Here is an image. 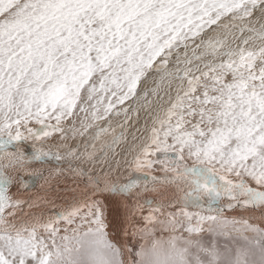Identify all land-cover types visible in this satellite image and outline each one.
<instances>
[{"label": "snow or ice", "instance_id": "obj_1", "mask_svg": "<svg viewBox=\"0 0 264 264\" xmlns=\"http://www.w3.org/2000/svg\"><path fill=\"white\" fill-rule=\"evenodd\" d=\"M127 100L151 117L125 150L135 153L128 177L69 164L86 181L81 198L29 215L36 202L19 193L47 182L50 161L94 166L115 154L129 109H113ZM122 113L116 134L111 117ZM79 114L70 130L94 129L86 150L46 149ZM106 199L126 212L122 242ZM168 208L177 211L158 219ZM253 219L264 220V0H0V264H264ZM157 224L169 235L157 237Z\"/></svg>", "mask_w": 264, "mask_h": 264}, {"label": "bare ground", "instance_id": "obj_2", "mask_svg": "<svg viewBox=\"0 0 264 264\" xmlns=\"http://www.w3.org/2000/svg\"><path fill=\"white\" fill-rule=\"evenodd\" d=\"M141 88H143V87H141ZM131 120H133V119H131ZM139 123H141V121L138 122V124ZM131 125H132V122H131ZM89 132H90V130H89ZM85 136H84V138H86ZM77 137H79V136H77ZM89 137L85 141L88 140V143L90 144L91 141H90ZM84 138H83V140H84ZM54 141H55L54 142L55 144L59 145L58 149L60 151L56 150V149H51V150L53 152L59 151L62 156L64 155V153H66L70 149H74V146L80 152H84L86 150V149L84 150L85 145L83 143H81L82 139L79 141V143L77 145H76V143H74L73 139L69 140V141H66L67 144H64L63 141H61V142H58L56 140H54ZM101 143H102V141H98L96 143L97 144L96 145L97 149L100 148L99 145H101ZM61 145H66V146L62 147ZM87 151L91 152L92 148L88 147ZM123 155L124 154L121 152L120 153L121 160L119 162V165L117 167L113 168V169H115V171L112 172V178L113 179L119 177L121 180H124L129 175L130 169L127 166V161L131 160L132 154H128V155H125V156H123ZM122 156H123V158H122ZM115 157L118 158V156H115ZM109 160H110V163H111V159H109ZM109 160H108V162H109ZM55 162H56L55 166L51 165L50 162L47 165L44 166V168H45V176L48 177L47 182H45V181L37 182L34 187H30V189H28V190H22L19 193V198L20 199L27 201V200H29V198H31L32 200H34L36 202L35 206L30 208V209L25 207V211H27L29 213V215L34 213V214H37V215H39L41 217H46L47 215H49V213H44V212H47V210H49V212L51 211V213L54 214V213L58 212L60 209H62L63 207H67L68 203L73 198L79 199L84 194V190H85V187H86V181L80 179L76 175V173L70 171L69 170V164H71L73 166H82V167H84L86 169H90L89 168L90 167L89 164H82V163H80L81 162L80 160H77V159H75L73 157H66L65 160H63V161H60V162L55 161ZM32 167L39 168V167H41V165L34 164V165H32ZM47 168H60V169H62V171H60L59 173L52 172L50 174L47 171ZM107 168L108 167H103L102 169L106 170ZM102 169H100V171ZM70 185H74V186L71 187ZM73 190H75V191H73ZM12 191L15 193L16 189H13ZM88 191L90 192L91 190L88 189ZM149 195H153V197L155 198V194H149ZM105 203L109 205V207H108V221H109V224L111 225V227H115V232L119 231V233H117V235L115 236V239L117 238L120 241V239H121L120 233H121L122 227L124 225L123 224L122 227H121V221L125 220L126 212H125V210L123 208H117L115 206V201L113 199H106ZM129 203H134V202L133 201H129ZM143 209H146L147 211H150V209L148 207H146V206ZM169 209L170 208H168V210L167 209H163L164 213H165V211H169ZM174 209H175L174 212L177 211L176 208H174ZM189 211H195V210L194 209H189ZM41 213H42V215H40ZM224 214L227 217H232V216H236V217L256 216V217H259L261 215V212L259 210L253 211V210H250V209L249 210H245V211H241L239 209L234 210V211H229L228 209H225ZM251 221L264 225V220H261V219H253Z\"/></svg>", "mask_w": 264, "mask_h": 264}, {"label": "rangeland", "instance_id": "obj_3", "mask_svg": "<svg viewBox=\"0 0 264 264\" xmlns=\"http://www.w3.org/2000/svg\"><path fill=\"white\" fill-rule=\"evenodd\" d=\"M229 43H231V38H229ZM180 51H181V53H183V51H184V49L183 48H181L180 49ZM189 55H191V50L189 49ZM194 63H196V62H194ZM145 85V86H144ZM153 86V81H149L148 83H146V84H143L142 83V85H141V87H143V88H141V91H143V89L145 88V87H152ZM162 95H163V93H161ZM172 97H173V99L175 98V91L173 90L172 91ZM150 98L151 99H153V101H154V103H153V105H152V107L153 108H155V107H157L159 104H164V106L165 107H167L168 106V104H167V96H165V99H164V101H158V100H156V98H154V97H151L150 96ZM141 103H143L142 101H141ZM131 107V108H130ZM123 108H128L129 109V111L130 112H128V117H127V119H128V125H127V128H128V131H127V133H126V140H123V141H121V145L119 144L118 146H117V148H116V153L115 154H113L112 152H109V154H108V159H106V160H104V161H102V162H99V163H97L96 165H91V164H89V168L90 169H92L93 170V172H99L100 171V169H102L103 167H108V165H109V163H110V160L109 159H111V166H112V168H115V167H117L118 165H119V162H120V160H121V156H120V153L122 152L124 155L123 156H125V155H128V154H132V156L135 154L134 152H126L125 150L126 149H128L129 148V146L132 144V143H138V141H133V134H135L136 136H142V135H147V133L145 132V128L146 127H150L151 126V117H149V116H147L146 115V112H145V110L143 109V108H140L139 107V105L138 104H136V103H134V100H127V101H125V103L123 104V105H120V104H117L116 105V107L113 109V111L115 112V111H120L121 109H123ZM136 108H139V112H138V114L135 112V111H133V109H136ZM82 116H83V114H79V115H77V116H74V117H72V118H69L67 121H65L64 122V128H65V133H66V135H65V138L63 139V140H61L60 139V137H61V134L60 133H54L53 134V137L52 138H50V140L44 145V147L46 148V149H56V150H59L58 149V147H59V145L58 144H55L54 142V140H56V141H58V142H61V141H63L64 142V144H67V142L66 141H69V140H74V143H76V145L79 143V141L82 139V141H81V143H83L85 146L86 145H88L89 143H88V140L87 141H85L89 136H90V134H91V132L94 130V129H90V132H88V133H86L84 136L86 137V138H84V136H80L79 134H77L76 136H73V134H72V132H71V128L73 127V126H75V127H77V128H79L80 127V120H81V118H82ZM139 116V117H138ZM141 118V119H140ZM126 119V117L123 115V113L120 115V116H112L111 117V121H112V126H113V128H115L116 129V134H118L120 131H121V129L118 127V125L119 124H121V123H123L124 122V120ZM131 119H133V120H131ZM141 121V123H139L138 124V122H140ZM73 121H75V125H73ZM137 121V122H136ZM131 122H132V125H131ZM146 122H147V124H146ZM52 123H55V121H53ZM98 123H101V126H103V123L104 122H98ZM137 126V127H136ZM137 129H139V132H137L136 130ZM68 135V136H67ZM70 135V136H69ZM72 136V137H71ZM77 136H79V137H77ZM83 138H84V140H83ZM106 138V139H105ZM105 140H107V141H110L111 140V135H108L107 137L106 136H104V137H102L101 138V141L103 142V141H105ZM53 141V142H52ZM98 142V141H97ZM96 142V143H97ZM97 145V144H96ZM121 146V147H120ZM90 147V146H89ZM99 147H100V145H99ZM123 147V148H122ZM88 148V147H87ZM74 149H76L75 148V146H74ZM84 150H85V148H84ZM60 151V150H59ZM112 153V154H111ZM97 155H99V152H97ZM111 155V156H110ZM115 156H118V158L117 157H115ZM123 156H122V158H123ZM74 158V157H73ZM114 158V159H113ZM108 160H109V162H108ZM113 161V162H112ZM50 163H51V165H53V166H55V161L53 160V161H50ZM81 163V162H80ZM159 174V173H158ZM71 187H73L74 185H70ZM168 210V209H167ZM174 208H170L169 209V211H171V212H174ZM163 211V210H162ZM169 211H165V213H164V215H160L159 213H156V215H157V217H158V219H166L167 218V212H169ZM148 212L149 211H147L146 209H142V213H141V215L140 216H138V217H136V218H134V220H133V223H134V225H138V226H140V227H143L144 226V221L142 220V216L143 215H147L148 214ZM164 212V211H163ZM44 213H49V215H47L46 217H48V216H51V215H53V213H51V211L49 212V210H47V212H44ZM40 215H42V213L40 214ZM163 216V217H162ZM125 220H123V221H121V227H122V225H123V227L125 226V222H124ZM251 223H254V224H259V226L260 227H264V225H262V224H260V223H256V222H253V221H250ZM77 223H79V220H77ZM60 227H61V229H63L64 227H69V228H71V227H74V225H71V226H69V225H65L64 223H63V221H61L60 222ZM122 227V228H123ZM156 229H157V231H156V233H155V235L158 237V236H161V235H163V236H168L169 235V233L168 232H162L161 230H160V228H161V226L159 225V224H157L156 226ZM205 227H207V225H205ZM131 228L129 229V232H131ZM108 231H109V233L111 234L112 232H114L115 231V227H111V225L109 224V229H108ZM117 233H119V231H117ZM61 234H63V232L61 231ZM185 235H186V233H185ZM204 236H205V238L206 239H208L209 237H208V234L207 233H204ZM120 237H121V239H120V241L122 242L123 241V235H122V231H121V233H120ZM114 239H115V237H113ZM116 240H118L117 238H116ZM143 241H141L140 240V238L139 237H137L136 238V240L135 241H133V239H132V237H131V235H129V237H128V243H129V245H132V246H138L139 245V243H142Z\"/></svg>", "mask_w": 264, "mask_h": 264}]
</instances>
